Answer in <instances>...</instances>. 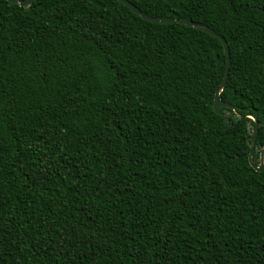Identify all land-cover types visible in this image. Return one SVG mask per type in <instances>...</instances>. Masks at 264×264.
<instances>
[{"label": "trees", "instance_id": "16d2710c", "mask_svg": "<svg viewBox=\"0 0 264 264\" xmlns=\"http://www.w3.org/2000/svg\"><path fill=\"white\" fill-rule=\"evenodd\" d=\"M0 0V264H264V0Z\"/></svg>", "mask_w": 264, "mask_h": 264}, {"label": "water", "instance_id": "95a60500", "mask_svg": "<svg viewBox=\"0 0 264 264\" xmlns=\"http://www.w3.org/2000/svg\"><path fill=\"white\" fill-rule=\"evenodd\" d=\"M10 2L13 3H17L20 6H26L29 5L32 1L34 0H8ZM121 3H123L124 5H126L127 7H129L133 12H135L136 14H138L139 16H141L143 19L151 21V22H162V23H173V22H178V23H182V24H187L190 26H194L197 28H200L206 32H208L209 34L217 37L220 42L223 45L225 54H226V66L224 69V74H223V79L220 83V85L217 87L216 91H215V95H214V102H213V110L214 112H216L217 114H220V108L221 107H230L232 109H234L235 107L231 104H229L228 102L222 101L219 98V92L220 90L223 88V86L226 83L227 80V75H228V67H229V50H228V45L225 41V39L220 36L219 34L215 33L211 28L198 24L192 20H189L187 18H172V17H166V16H150L145 14L144 12H142L137 6H135L133 3H131L129 0H118ZM251 118L254 121V128L252 130L251 133V143H250V152H249V163L250 165L257 171H264V146L262 147L261 153H260V161L259 164L254 163V161L252 160V154H253V150H254V144H255V138H256V133L259 127V121L257 119V116L253 115L251 116Z\"/></svg>", "mask_w": 264, "mask_h": 264}]
</instances>
